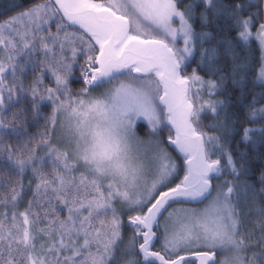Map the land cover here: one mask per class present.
Here are the masks:
<instances>
[{
	"label": "trees",
	"instance_id": "obj_1",
	"mask_svg": "<svg viewBox=\"0 0 264 264\" xmlns=\"http://www.w3.org/2000/svg\"><path fill=\"white\" fill-rule=\"evenodd\" d=\"M49 1L0 0V24ZM176 1L194 32V54L183 73L214 85L207 98L213 108L199 118V132L215 141L209 156L212 164L219 165L211 176L213 190L217 183L229 185L239 237L253 262L264 264V115L257 114L264 106V83L259 76L263 55L256 38L242 37L248 20L251 34H257L264 20V0ZM55 16L56 23L45 29L42 49L47 32L55 33L57 25L66 27L60 14ZM78 49L77 54L63 49L52 55L26 50L5 79L4 87L11 91L2 93L3 98L9 97L0 104V264L38 263L46 253L36 259L37 250L54 239H61L64 247H48L42 264H98L94 254L104 253L107 242L121 236L106 256V264H115L131 241V235H118V226L122 231L131 226L129 217L120 216L115 206L106 213L99 203L85 199V206L79 207L78 199L65 194L66 188L59 185L62 162L48 151L54 123L53 106L46 101L49 89L60 92L59 78L67 85V95L59 93L63 98L81 97L88 88L83 73L98 48L84 40ZM138 130L145 134V124L140 123ZM160 132L164 138L172 134L168 125ZM26 221L31 231L28 239L23 230ZM104 222L112 223L111 227H104ZM134 238L137 260L133 263L142 264L138 251L142 239ZM155 241L161 251L160 238Z\"/></svg>",
	"mask_w": 264,
	"mask_h": 264
},
{
	"label": "rangeland",
	"instance_id": "obj_2",
	"mask_svg": "<svg viewBox=\"0 0 264 264\" xmlns=\"http://www.w3.org/2000/svg\"><path fill=\"white\" fill-rule=\"evenodd\" d=\"M79 1L97 10L111 11L118 18L125 19L129 23V32L124 40L132 43L162 44L175 56L179 67L177 80L188 79L187 101H191L194 106L193 119L190 121L193 134L201 131L199 118L208 107L213 108L207 98H210L214 85L195 74L184 76L183 68L194 53V32L186 16L178 9L177 1ZM56 10L54 2L49 1L23 12L5 24H0V104L9 97L5 94L3 98L2 93L11 91V88L4 87L5 79L12 74L14 64L19 62L26 50L34 53L42 50L52 55L54 51L61 53L64 49L77 54L81 52L78 49L79 42L86 40L92 44L91 42L98 41L97 37L91 36L92 41L89 42L80 35V31L73 34L69 29H64V26L57 25L55 33L47 32L46 48L42 49L40 45L45 42V29H50L56 23ZM251 27L252 22L246 21L242 37L256 38L262 48L263 65L259 76L264 83V20L257 34H251ZM84 36L91 39L86 33ZM94 57L95 55H92L86 65L89 63L93 66ZM84 70L86 73V69ZM142 70L144 67L132 66L125 75L101 79L95 85H90V78L86 93L77 98L60 96V92L67 95V85L59 78L56 83L60 92L50 88V95L46 99L54 109L48 151L62 162L64 170L62 180L59 181L60 187L66 188L64 192L67 196L81 202L79 207L85 206L83 201L89 199L99 203V209L106 213L115 206L120 216L129 217L131 228L122 231L118 226V235H131V241L121 250V259L115 264H135V245H132V242H135L134 233L136 241L138 233H147L141 230L145 226L150 227V223L145 222V219H150L148 210L154 207L160 193L168 192L166 189L183 187L182 182L188 171L186 164H183L184 167L180 165L182 157L175 154L166 144L167 139H172L173 135L166 139L160 132L169 122V116L160 98V71L152 70L144 76H138L136 73ZM257 114L264 115V106ZM140 123L145 124L146 131L143 135L138 130ZM201 134L205 139L207 155L210 156L213 151L212 143L215 141L210 135ZM183 159L186 160L187 157ZM211 162L209 159L207 164L211 165ZM200 184L195 181L191 185ZM201 190H204V187ZM231 192L229 185L217 183L212 196L202 203H190L184 199L169 202L162 210L159 221L155 220V227L159 225L157 233L162 242L161 251L156 248L148 254L154 261L160 259L159 255L162 254L165 264H172L178 258L197 254L205 255L207 260L209 258L217 261L213 264H255L239 237L238 219ZM74 207L70 208L71 211H74ZM138 220L143 226L131 225ZM111 225L112 223H108L104 227L109 228ZM23 230L28 239L31 234L28 221ZM118 237L121 236L113 237L110 243L107 242L108 247L104 253L94 254L98 257V264H106L109 248H112ZM44 245L40 246V251L37 250L36 259L40 253H46L43 256L46 258L48 247H64L61 239L59 242L54 239L45 247ZM130 254H133V258ZM128 256L131 258H127ZM31 258L36 261L33 256ZM44 258L35 264L45 263Z\"/></svg>",
	"mask_w": 264,
	"mask_h": 264
},
{
	"label": "water",
	"instance_id": "obj_3",
	"mask_svg": "<svg viewBox=\"0 0 264 264\" xmlns=\"http://www.w3.org/2000/svg\"><path fill=\"white\" fill-rule=\"evenodd\" d=\"M61 12L64 22L74 28H80L100 42V54L97 60V68L89 69L86 78L92 75L95 85L101 79H109L120 76L132 66L144 67L137 72L138 76H144L152 70H159V80L162 85L163 95L161 103L169 116V127L174 136L168 140V145L174 148L179 155L188 157L186 165L187 175L183 180V187L162 193L151 210H148L150 227L143 229L144 243L139 252L146 263L154 261L148 254L155 245L154 233L155 220H159L162 210L169 202L175 199L201 203L209 198L213 192V186L209 181L212 173H217L218 164L208 165L207 152L204 138L201 134H193L192 116L193 106L188 100V81L177 80L178 64L175 56L162 44L156 43H132L126 36L129 32V23L125 19L118 18L111 11L97 10L79 0H53ZM147 65L153 67L149 68ZM195 171V174L193 172ZM193 174V175H192ZM195 181L201 183L192 186ZM204 190H201L203 189ZM193 190V191H192ZM197 191L199 193L197 194ZM134 225L143 226L139 220ZM147 235V237H146ZM209 257V256H208ZM159 264H165L164 258L159 255ZM196 261L198 264H212L214 260H208L205 255L187 256L180 258L172 264H184L186 261Z\"/></svg>",
	"mask_w": 264,
	"mask_h": 264
}]
</instances>
